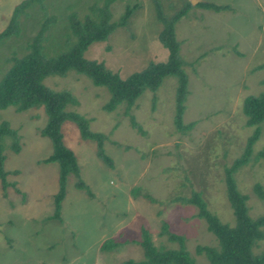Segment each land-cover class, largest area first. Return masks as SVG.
Returning <instances> with one entry per match:
<instances>
[{
  "label": "rangeland",
  "instance_id": "rangeland-1",
  "mask_svg": "<svg viewBox=\"0 0 264 264\" xmlns=\"http://www.w3.org/2000/svg\"><path fill=\"white\" fill-rule=\"evenodd\" d=\"M22 1L0 0V31ZM187 1L157 0L166 17ZM194 1L175 23L188 78L182 122L193 123L191 128L175 127L177 81L173 76L165 78L155 92L145 90L127 110L124 102L105 109L106 87L95 86L73 70L43 80L53 90L69 91L75 101L66 110L84 116L89 129L103 136L102 156L96 142L82 138L73 122L63 123L64 143L76 156L78 174L67 175L58 219L54 199L60 189V166L56 160H47L53 146L41 133L47 121L45 111L31 107L17 112L12 106L0 110V122L16 132L3 142L7 174L5 183L0 179V264L139 261L143 229L156 246L178 247L163 232L164 223L168 231L182 236L196 264H207L196 248L214 246L216 238L197 216L198 208L183 198L199 193L208 211L234 224L225 167L241 157L256 129L246 125L241 106L245 96L264 90V0ZM200 1L227 8L204 9L197 5ZM43 4L44 8L38 2L25 8L18 15L22 35L13 34L0 43V76L7 68V56H21L25 42L39 34L51 14L55 22L43 29L40 42L46 46L45 54L54 56L71 46L65 42L69 7L80 21L86 13L95 17L104 8V0H43ZM126 6L131 8L126 21L84 52L87 59L104 63L122 78L151 61H165L168 55L158 39L162 23L155 0H109L108 22L119 24ZM13 50L21 51L10 54ZM258 127L259 137L247 161L233 174L238 190L247 196L252 218L264 214V200L254 190L256 184L264 190V122ZM15 140L17 149L11 147ZM105 240L113 241L112 249L101 250ZM263 250L264 238L254 247L256 253Z\"/></svg>",
  "mask_w": 264,
  "mask_h": 264
},
{
  "label": "trees",
  "instance_id": "trees-1",
  "mask_svg": "<svg viewBox=\"0 0 264 264\" xmlns=\"http://www.w3.org/2000/svg\"><path fill=\"white\" fill-rule=\"evenodd\" d=\"M109 0H104V8L98 9L95 17L92 14H85L83 20H77L76 12L69 7L67 12L68 23L65 27V42H70L68 50L60 52L58 55L49 56L45 54L46 46L41 44V34L44 28L51 22H55V17L51 14L42 23L40 32L30 42H25L23 54L6 58L7 68L0 76V110L10 106L15 111H25L31 107H42L47 115L45 127L42 135L51 140L53 152L47 160H56L60 166L59 183L60 189L55 195V213L58 219L60 214V203L64 197V186L69 173L77 176L78 167L74 152L68 148L63 139L61 127L65 121H71L80 132L82 138H90L96 142L99 154H103V136L98 132L89 129L88 120L79 113L67 111L66 106L74 102L72 94L67 90H53L46 86L43 80L50 75L64 76L68 71L73 70L78 74L87 76L95 86L106 87L109 92V99L104 106L105 109H114L118 104L124 102L126 110L134 105L135 101L145 91L155 92L163 80L169 76L176 78L174 104V124L178 130H187L193 123L183 124L182 115L185 110V101L188 94V78L183 69V60L179 50L180 43L175 35V23L184 15L192 5L191 0L172 14L170 17L162 15L161 7L157 0L156 16L161 21L162 27L158 32L160 43L168 50L165 61L149 62L143 69L135 71L125 78L117 72L107 69L104 63L87 59L84 52L94 42L105 40L117 25L123 24L131 8L126 6L125 13L121 16L119 24L108 22L106 4ZM34 2H38L44 8L43 0H24L16 5L6 27L0 31V43H5V39L16 34L22 35V29L18 27V15L25 12ZM204 9L221 11L226 9L225 5L216 4L210 1H200L197 4ZM90 9L96 13L92 5ZM1 45V44H0ZM21 50H13L10 54H15ZM1 72V71H0ZM264 83V80H262ZM152 99H155L153 96ZM241 111L246 117L247 126H256L252 136L247 140V144L240 158L233 161L230 167H225V184L229 205L232 209L234 224L230 225L220 221V219L207 210L205 202L199 193H193L185 202L194 204L197 208V216L203 218L207 230L216 238L214 246H197L196 251L203 254L207 264H264V250L256 253L254 247L264 238V214L252 218L248 214L246 204L247 196L242 194L233 177L234 172L242 166L248 159L251 145L259 137V125L264 122V90L256 95H247L242 101ZM127 112V111H126ZM132 124L136 125L132 117ZM139 131L141 128L137 125ZM16 132L9 125L0 122V179L5 183L6 172L3 169L4 162V138L6 136L15 137ZM11 147L18 148L17 141H13ZM106 160L108 158L104 156ZM108 162V161H107ZM258 197L264 200V190L259 184L254 186ZM153 201V199H150ZM163 232L167 234L169 241H177V248H165L156 246L150 239L146 229L142 230V239L138 243L143 248V258L139 261L127 259L123 264H196L195 260L184 246L182 236L167 230V224H163ZM112 240L102 242L101 250L113 248Z\"/></svg>",
  "mask_w": 264,
  "mask_h": 264
},
{
  "label": "water",
  "instance_id": "water-1",
  "mask_svg": "<svg viewBox=\"0 0 264 264\" xmlns=\"http://www.w3.org/2000/svg\"><path fill=\"white\" fill-rule=\"evenodd\" d=\"M192 3H194L195 1L194 0H191Z\"/></svg>",
  "mask_w": 264,
  "mask_h": 264
}]
</instances>
